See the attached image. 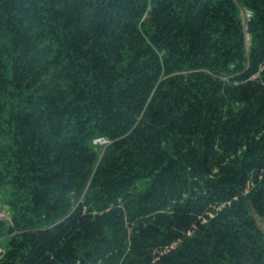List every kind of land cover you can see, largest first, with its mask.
Masks as SVG:
<instances>
[{
	"label": "trees",
	"instance_id": "obj_1",
	"mask_svg": "<svg viewBox=\"0 0 264 264\" xmlns=\"http://www.w3.org/2000/svg\"><path fill=\"white\" fill-rule=\"evenodd\" d=\"M0 204V264H264V0H0Z\"/></svg>",
	"mask_w": 264,
	"mask_h": 264
},
{
	"label": "built area",
	"instance_id": "obj_2",
	"mask_svg": "<svg viewBox=\"0 0 264 264\" xmlns=\"http://www.w3.org/2000/svg\"><path fill=\"white\" fill-rule=\"evenodd\" d=\"M109 143H110L109 140H107L106 138H99L94 141L95 145H100V146H107ZM4 213H5V208L0 204V222L4 216ZM1 252L2 250L0 248V254Z\"/></svg>",
	"mask_w": 264,
	"mask_h": 264
},
{
	"label": "rangeland",
	"instance_id": "obj_3",
	"mask_svg": "<svg viewBox=\"0 0 264 264\" xmlns=\"http://www.w3.org/2000/svg\"><path fill=\"white\" fill-rule=\"evenodd\" d=\"M243 17H244V20H245L247 17H249V15L247 13H244ZM248 41H249V38H248ZM103 149L104 148H102V151H103ZM4 208H5V213H4V216L1 219V221H7V222L11 223L12 219L10 217V213H9V211H8V209L6 207H4ZM261 227L264 230V223H261Z\"/></svg>",
	"mask_w": 264,
	"mask_h": 264
}]
</instances>
